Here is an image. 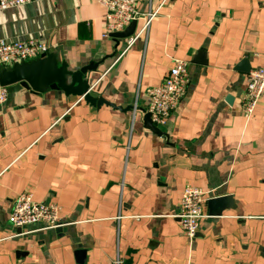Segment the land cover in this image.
I'll use <instances>...</instances> for the list:
<instances>
[{"label":"crops","instance_id":"obj_1","mask_svg":"<svg viewBox=\"0 0 264 264\" xmlns=\"http://www.w3.org/2000/svg\"><path fill=\"white\" fill-rule=\"evenodd\" d=\"M148 7L140 1L141 12ZM106 21L94 0L0 10L1 38L43 39L70 70L100 62L92 94L131 106L96 108L57 90L8 86L0 104V264L118 257L121 264H264V96L250 118L242 111L249 73L242 62L252 70L264 64V0H167L148 34L117 60ZM173 58L189 62L191 82L162 128L165 139L144 118L148 91ZM186 185L233 198L221 214L205 204L193 240L176 216ZM24 191L62 206L60 231L14 229L10 212Z\"/></svg>","mask_w":264,"mask_h":264},{"label":"built area","instance_id":"obj_2","mask_svg":"<svg viewBox=\"0 0 264 264\" xmlns=\"http://www.w3.org/2000/svg\"><path fill=\"white\" fill-rule=\"evenodd\" d=\"M35 0H0V10L23 6ZM106 11L105 38L111 34L123 31L133 22L138 21L135 34L126 39V43L115 53L116 60L123 56L129 47L140 36L148 34L150 26L160 8L167 0H160L154 4L149 0L146 12H141V0H94ZM139 22L140 25H139ZM51 51L48 42L39 38L24 40H9L0 37V67L10 66L22 60H32ZM191 82L189 62L181 58H173V64L164 80L148 91V104L146 110L151 115L152 122L159 128L167 125L168 120L184 98ZM264 96V64L248 73L247 88L243 94L242 111L246 118H250L258 103ZM9 97L8 86H0V104L5 103ZM138 110L137 103L133 106V120ZM132 123V126H133ZM214 190H203L198 187L186 185L181 196L176 216L184 234L193 240L200 228V221L205 216V204L209 199L216 197ZM9 220L16 231L57 229L63 225L62 206L56 202H40L34 199L33 193L24 191L16 196L12 206ZM115 264H121L118 257ZM236 264H247L238 262Z\"/></svg>","mask_w":264,"mask_h":264},{"label":"water","instance_id":"obj_3","mask_svg":"<svg viewBox=\"0 0 264 264\" xmlns=\"http://www.w3.org/2000/svg\"><path fill=\"white\" fill-rule=\"evenodd\" d=\"M137 25L138 21H133L125 30L111 34L116 41L117 50L123 40L129 39L135 34ZM203 63L206 64V61ZM99 64L100 62H90L77 70H70L68 63L62 60L57 51H49L32 60H22L10 66H1L0 86H11L19 83L35 93L57 90L63 92L66 96L84 99L86 103L96 108L106 105L120 110H130L131 106L125 108L117 106L101 95L92 94V74L97 72ZM242 66H245L242 70L246 73L252 70L248 60H244ZM144 120L145 126L155 135L169 139L168 134L152 122L150 113L147 112L145 114ZM232 201L233 198L231 196L220 195L209 199L206 205L211 213L221 214L226 209V206L232 204ZM61 229L62 227H59L56 230L60 231ZM83 254L82 250H78L77 255L79 257L83 256Z\"/></svg>","mask_w":264,"mask_h":264}]
</instances>
